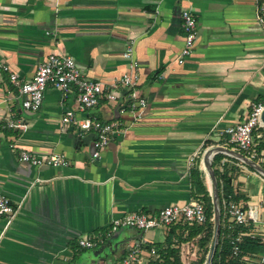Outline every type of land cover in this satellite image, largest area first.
Here are the masks:
<instances>
[{"label":"crops","instance_id":"1","mask_svg":"<svg viewBox=\"0 0 264 264\" xmlns=\"http://www.w3.org/2000/svg\"><path fill=\"white\" fill-rule=\"evenodd\" d=\"M183 9L196 17L198 36L179 65ZM128 45L137 64L136 91L146 101L139 111H122L128 91L121 87L117 102L101 99L84 113L75 91L63 98L48 87L40 110L29 113L10 81L12 74L19 83L29 80L55 54L70 56L85 78L109 86L131 73L123 58ZM263 98L264 29L256 0H0V192L16 208L9 224L0 219V264H119L122 243L161 242L164 228L119 229L92 250L78 246L80 239H103L112 221L127 214L153 216L192 202L189 170L197 161L210 192L205 151L239 153L223 131ZM68 111L117 123L97 159L95 133L63 124ZM8 121L25 129L7 128ZM205 142L210 146L201 153ZM23 151L59 154L68 166L32 167L20 160ZM217 154L236 169L233 185L255 219L250 235L264 243V177ZM257 155L254 163L264 170V151ZM250 264H264V249Z\"/></svg>","mask_w":264,"mask_h":264},{"label":"built area","instance_id":"2","mask_svg":"<svg viewBox=\"0 0 264 264\" xmlns=\"http://www.w3.org/2000/svg\"><path fill=\"white\" fill-rule=\"evenodd\" d=\"M256 21L264 29V0H256ZM180 27L183 33V47L176 59L177 64H183L192 54L198 36L197 20L194 14L183 9L180 12ZM133 46L128 45L123 53V58L130 62V74H124L116 83L109 86L101 82L91 81L84 77L79 66L73 58L66 55L51 54L37 67L34 75L27 81L19 83L17 76L12 74L10 81L17 86V95L21 99V105L29 113H36L40 110L44 92L48 87L61 92L63 98L70 91H75L78 111L84 113L87 110L98 106L101 99L115 103L119 99L116 89L119 87L128 91L126 101L122 103V111H139L146 107V101L136 91L138 87V76L135 75L137 64L132 58ZM264 111V103H254L246 118L240 123L224 129V134L230 145L236 147L249 155L248 159L253 162L257 160V153L252 150L253 132L255 129L264 126L260 116ZM63 124H75L82 132L93 131L95 140L93 141L92 157L97 159L100 152L113 139L118 128L117 123H105L94 118H77L72 111H68L62 117ZM7 128L22 130L24 125L19 122L8 121ZM20 160L32 167L63 168L68 166L67 159L59 154L38 156L28 152H21ZM225 210L230 222L235 225H246L248 221L255 220L252 211H247L241 203H227ZM16 213V208L11 200L0 192V219H4L7 224L11 222ZM184 221L190 225H202L206 221V215L201 203L192 201L184 206H169L161 209L157 214L145 215L134 212L121 218L115 219L110 225V230L103 239L94 242L88 239H80L78 246L81 249L92 250L98 244L108 240L111 235L119 229H132L138 232H146L158 228H164ZM238 239H236L237 241ZM143 244H132L126 249L125 256L119 264H143L145 262V252ZM145 245V244H144ZM236 249H234V252ZM153 253V250H151Z\"/></svg>","mask_w":264,"mask_h":264},{"label":"trees","instance_id":"3","mask_svg":"<svg viewBox=\"0 0 264 264\" xmlns=\"http://www.w3.org/2000/svg\"><path fill=\"white\" fill-rule=\"evenodd\" d=\"M256 103H264V98L258 99ZM260 130L257 128L253 132L252 150L257 153L264 151V137L259 135ZM257 136L260 137L257 138ZM209 146L210 143L205 142L201 153ZM236 150L245 157H249L248 154L237 148ZM222 160L223 155L221 154L214 155L211 160L220 212V235L211 264H250V259L264 249V243L259 238L251 237L252 224L250 221L241 226L230 222L225 205L230 202L240 203L243 200V195L233 185L236 169L228 167ZM189 179L191 197L193 201L202 204L206 215L205 223L190 225L179 221L164 227V237L161 242L147 243L143 246L146 254L143 264H185L183 252L186 248L189 251V247H197V252L201 253L194 264H204L212 241L214 223L211 194L207 190L204 173L199 169V161L190 168ZM236 239L238 240L236 241ZM234 249H236L235 252ZM125 253L126 251H124Z\"/></svg>","mask_w":264,"mask_h":264},{"label":"water","instance_id":"4","mask_svg":"<svg viewBox=\"0 0 264 264\" xmlns=\"http://www.w3.org/2000/svg\"><path fill=\"white\" fill-rule=\"evenodd\" d=\"M260 120H261V123L264 125V111L261 113ZM217 153H225V154H228L230 156L237 158L239 161H241L245 165L253 168L255 171H257L258 173H260L264 177V170L259 165L254 163L252 160L248 159L247 157L243 156L240 153L233 152V151L227 150V149L222 148V147H212V148L205 151L203 158H202V162H203L204 168L207 172L208 178L210 180V194H211V200H212L211 202H212V206H213L214 230H213V236H212V241H211V245L209 248V252L207 254V257L205 259L204 264H211L212 263V260H213V257H214L215 251H216V247L218 244L219 235H220L219 198H218V193H217V187H216L214 172H213L212 167H211V159ZM132 244L133 243L124 242V243H122L121 246L124 249H127L128 247L132 246ZM111 245L112 244L110 243L109 246H111ZM94 255L97 256V253H94Z\"/></svg>","mask_w":264,"mask_h":264},{"label":"rangeland","instance_id":"5","mask_svg":"<svg viewBox=\"0 0 264 264\" xmlns=\"http://www.w3.org/2000/svg\"><path fill=\"white\" fill-rule=\"evenodd\" d=\"M197 247H189V251L188 248L185 249V251L183 252V259H184V263L185 264H189L191 259H194V262H196V259L199 258L201 256L200 252H197ZM194 252L195 256L192 257L191 254ZM193 262V264H194Z\"/></svg>","mask_w":264,"mask_h":264}]
</instances>
